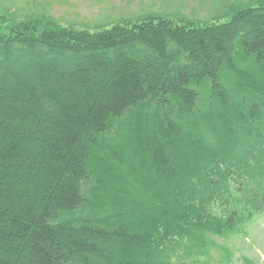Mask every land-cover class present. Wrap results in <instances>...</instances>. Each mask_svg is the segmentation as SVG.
Instances as JSON below:
<instances>
[{"label": "trees", "instance_id": "trees-1", "mask_svg": "<svg viewBox=\"0 0 264 264\" xmlns=\"http://www.w3.org/2000/svg\"><path fill=\"white\" fill-rule=\"evenodd\" d=\"M263 213L264 0L0 11V264L226 263Z\"/></svg>", "mask_w": 264, "mask_h": 264}, {"label": "rangeland", "instance_id": "rangeland-1", "mask_svg": "<svg viewBox=\"0 0 264 264\" xmlns=\"http://www.w3.org/2000/svg\"><path fill=\"white\" fill-rule=\"evenodd\" d=\"M233 0H0V11L45 12L63 24L80 26L109 24L122 16L149 11L183 12L188 16L208 18L223 11ZM235 1V0H234ZM224 20V19H222ZM215 242L232 249L230 259L221 263L223 251L214 249V264H264V213L246 225V233Z\"/></svg>", "mask_w": 264, "mask_h": 264}]
</instances>
